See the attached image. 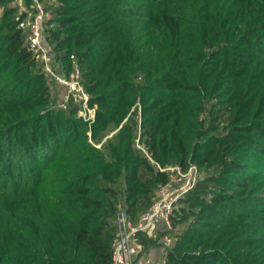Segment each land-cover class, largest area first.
<instances>
[{
  "label": "trees",
  "instance_id": "16d2710c",
  "mask_svg": "<svg viewBox=\"0 0 264 264\" xmlns=\"http://www.w3.org/2000/svg\"><path fill=\"white\" fill-rule=\"evenodd\" d=\"M12 3L0 0V264H111L119 206L136 217L168 178L159 166L189 162L208 172L174 208L185 225L165 264H264V0H47L46 38L66 73L76 57L90 126L73 100L51 106ZM89 129L113 133L96 146Z\"/></svg>",
  "mask_w": 264,
  "mask_h": 264
},
{
  "label": "built area",
  "instance_id": "2783aa9c",
  "mask_svg": "<svg viewBox=\"0 0 264 264\" xmlns=\"http://www.w3.org/2000/svg\"><path fill=\"white\" fill-rule=\"evenodd\" d=\"M13 3L19 7L15 18L24 32L28 49L40 60L42 69L51 76V80L66 87L64 98L79 103L77 115L87 120L90 126L95 116V105H88L89 94L81 82L76 57L74 54L70 55V73L63 69L62 73L56 72L52 65L54 53L46 38V28L53 25L52 22L49 23L52 12L45 8L42 0H13ZM88 136L90 137V129ZM135 145L146 152L138 139ZM159 168L168 171V178L157 185L147 208L136 217H132L125 206H119L116 210V230L111 241V264H163V261L151 259L144 240L157 237L161 227L171 228V216L179 199L195 186L200 176L199 167L194 162H189L185 167L172 164ZM164 239L165 243L170 245L172 238L165 235Z\"/></svg>",
  "mask_w": 264,
  "mask_h": 264
},
{
  "label": "rangeland",
  "instance_id": "374dc122",
  "mask_svg": "<svg viewBox=\"0 0 264 264\" xmlns=\"http://www.w3.org/2000/svg\"><path fill=\"white\" fill-rule=\"evenodd\" d=\"M42 3L45 6V8H48L47 0H43ZM12 4H14V3H12ZM17 7H18V5H17ZM18 9H19V7H18ZM52 65L55 68L56 72L62 73V68L60 67L59 63L54 60V57L52 59ZM69 73H70V71H69ZM47 78H48V83H49V87H50V104H51V106H53L55 108L66 109L69 106V101H70V100H66L64 98V95L66 93V91H65L66 87L62 84H59L56 81L53 82L52 80H50L51 76L48 74H47ZM80 79H81V77H80ZM73 101L79 105V103L77 101H75V100H73ZM112 133H113V131L105 132V133L101 134V137H99L100 138L99 142H95V140L91 139L90 137H88V140L91 141L92 143H94L96 146H99L107 137H110ZM135 147H136V145H135ZM261 147L264 148V143L261 144ZM255 154H257V153H255ZM258 156H261V155H258ZM258 170L260 172H262V175H263V178L260 181L261 187H260V191H259L260 193L259 194L264 196V167H258ZM207 172H208V170L206 168H204V167L199 168L200 178L204 177V175H206ZM117 187L120 188L121 191L123 190V184H122L121 180H120V182H118ZM184 225H185L184 222H179L175 226H173V224H172L171 228H168V227L159 228V231L157 233L158 234L157 239H156L159 243L155 246L150 247L148 250L150 252V257L153 261H163V264H165L166 250H167L169 245L165 243L164 236L169 235L172 238L170 241V244H171L174 240V238H173L174 234L181 231L183 229Z\"/></svg>",
  "mask_w": 264,
  "mask_h": 264
},
{
  "label": "crops",
  "instance_id": "0c3cea01",
  "mask_svg": "<svg viewBox=\"0 0 264 264\" xmlns=\"http://www.w3.org/2000/svg\"><path fill=\"white\" fill-rule=\"evenodd\" d=\"M149 254H150V252H149Z\"/></svg>",
  "mask_w": 264,
  "mask_h": 264
}]
</instances>
